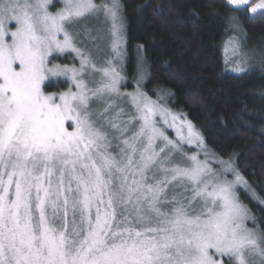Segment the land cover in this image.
Segmentation results:
<instances>
[{"label": "snow or ice", "instance_id": "1", "mask_svg": "<svg viewBox=\"0 0 264 264\" xmlns=\"http://www.w3.org/2000/svg\"><path fill=\"white\" fill-rule=\"evenodd\" d=\"M224 4L225 70L248 73L264 0ZM126 46L122 0H0V264H264L241 192L264 195L145 89L143 45L129 90Z\"/></svg>", "mask_w": 264, "mask_h": 264}, {"label": "trees", "instance_id": "2", "mask_svg": "<svg viewBox=\"0 0 264 264\" xmlns=\"http://www.w3.org/2000/svg\"><path fill=\"white\" fill-rule=\"evenodd\" d=\"M122 3L129 90L136 75L137 48L143 45L140 55L150 72L145 89L152 94L161 86L170 88L175 93L170 104L188 113L211 148L236 153L240 170L264 195V71L225 70L224 0ZM242 23L252 43L264 41V20ZM241 196L258 217L264 216V205L245 193Z\"/></svg>", "mask_w": 264, "mask_h": 264}, {"label": "rangeland", "instance_id": "3", "mask_svg": "<svg viewBox=\"0 0 264 264\" xmlns=\"http://www.w3.org/2000/svg\"><path fill=\"white\" fill-rule=\"evenodd\" d=\"M55 2V0H54ZM243 40L245 41V47H246V50H248L250 53L253 54V60H252V68H250L249 71H252V70H261L260 66H259V53L261 52H264V41L263 40H260L258 43H252L250 41V38L248 35H245L243 37ZM63 59V58H61ZM57 86H61V85H56L52 88L53 91L56 90V87ZM62 87V86H61ZM241 193H244V192H241Z\"/></svg>", "mask_w": 264, "mask_h": 264}]
</instances>
